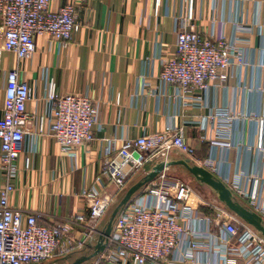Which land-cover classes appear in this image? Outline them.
Returning a JSON list of instances; mask_svg holds the SVG:
<instances>
[{"label": "crops", "instance_id": "0c3cea01", "mask_svg": "<svg viewBox=\"0 0 264 264\" xmlns=\"http://www.w3.org/2000/svg\"><path fill=\"white\" fill-rule=\"evenodd\" d=\"M156 1L90 0L81 5L78 0H61L52 5L53 9L68 2L80 5L78 21L82 29L67 47L38 37L36 53L20 64L14 54H2L0 118L7 75L16 67L20 79L32 89L27 112L37 118L29 125L18 160L19 175L10 205L25 214H37L39 225L53 227L84 216V221L72 224L71 235L80 239L89 217L88 203L81 194L95 185L105 160L116 156L127 140L168 128L182 129L194 155L173 150L166 161L190 160L192 165L207 168L228 187L239 178L248 192L254 183L247 179H259L260 201L264 198V155L258 148L257 121L264 116V0H194L192 31L216 37L224 33L250 43L243 45L245 64L231 68L228 82L205 93L195 92L188 105L175 87H163L158 80L162 60L176 55L175 20L186 14L188 0H161L158 14ZM238 26L250 32L237 33ZM46 73L55 81L59 94L87 95L99 107V125L91 143L64 151L54 138L38 134L39 118L51 119V107L43 99ZM197 98H201V104L196 103ZM214 108L228 109L238 117L231 126L229 148L210 144L214 130L207 121ZM162 161L157 158L138 174L130 175L125 191ZM166 170L171 177L192 186L201 202L195 203L200 214L215 217L214 206L226 208L217 193L197 181L184 166ZM6 185V173L0 168V192ZM108 191L113 193L115 189L110 186ZM234 195L253 210L246 199ZM101 231L100 226L85 248L73 254L91 255Z\"/></svg>", "mask_w": 264, "mask_h": 264}, {"label": "built area", "instance_id": "2783aa9c", "mask_svg": "<svg viewBox=\"0 0 264 264\" xmlns=\"http://www.w3.org/2000/svg\"><path fill=\"white\" fill-rule=\"evenodd\" d=\"M59 1L0 0V59L4 52L14 54L18 64L30 59L36 53L38 37L67 47L82 29L78 21L80 5L68 2L53 9L52 5ZM78 1L83 5L90 0ZM194 5V0H188L186 14L175 20L176 55L162 60L158 75L163 87L178 90L185 105L195 92L205 93L211 87L226 84L231 68L245 64L243 45L250 43L224 33L216 37L213 33L192 31ZM160 7L161 0H157L156 14ZM243 32L249 33L250 29L238 26L237 33ZM44 83L43 99L51 107V119L39 118L38 134L54 138L64 151L91 143L99 125V107L87 95L59 94L55 81L47 73ZM5 91L0 118V168L6 173L7 185L0 192V264H47L82 250L126 190L130 175L138 174L157 158L166 161L173 150L194 155L182 129L168 128L127 140L116 156L105 160L95 185L82 192L89 217L82 237L75 239L71 235L72 224L81 223L84 216L47 227L38 224L37 214H25L10 205L14 181L19 175L18 160L30 132L29 125L37 118L27 112L32 89L20 79L18 67L8 73ZM194 100L202 102L201 98ZM237 118L225 108L212 110L207 121L214 130L212 146L230 147V130ZM257 121L258 148L264 155V116ZM127 168L129 172L125 171ZM247 181L254 183L250 192L239 178L229 188L246 199L264 219L259 179ZM110 186L115 192L108 191ZM198 200L191 185L164 170L118 215L100 259L106 264H264V237L260 233L227 208L214 206L215 217L200 214L195 206L196 202L201 203Z\"/></svg>", "mask_w": 264, "mask_h": 264}, {"label": "water", "instance_id": "95a60500", "mask_svg": "<svg viewBox=\"0 0 264 264\" xmlns=\"http://www.w3.org/2000/svg\"><path fill=\"white\" fill-rule=\"evenodd\" d=\"M175 165L184 166L197 181L210 187L218 195L219 201L241 221L254 228L258 233L264 237V219L254 210L243 205L234 195L233 191L218 177H216L207 168L198 165H192L190 160H182L176 163L162 161L155 165L152 170L138 183L128 189L124 198L113 211L107 226L99 233V241L94 247V252L81 258L74 264H83L91 259L98 258L102 255L111 238L113 226L118 215L128 206L134 196L145 186L152 183L158 175L169 167Z\"/></svg>", "mask_w": 264, "mask_h": 264}, {"label": "rangeland", "instance_id": "374dc122", "mask_svg": "<svg viewBox=\"0 0 264 264\" xmlns=\"http://www.w3.org/2000/svg\"><path fill=\"white\" fill-rule=\"evenodd\" d=\"M132 184L134 185V183H132ZM132 184L128 187V189L133 186ZM128 189H127V191H128ZM127 191H125V193H122L118 197V199L116 200V202L112 206L111 210L107 214L106 218L104 219V221H103V223L101 225V230H103L107 226V224H108V222H109V220L111 218V215H112L113 211L118 207V205L120 204V202L124 198V196H125V194H126ZM88 255H90V254L89 253H85V254H82V255L81 254L80 255L79 254L77 255V254L71 253V254H69L67 256L57 257L56 259L48 262L47 264H74L80 258H82L84 256H88ZM83 264H106V262L104 260L100 259V256H99L98 258L91 259V260H89V261H87V262H85Z\"/></svg>", "mask_w": 264, "mask_h": 264}]
</instances>
